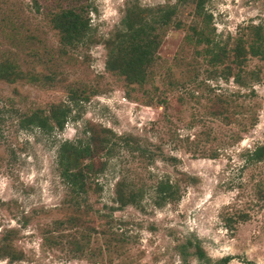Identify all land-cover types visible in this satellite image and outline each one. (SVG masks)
I'll list each match as a JSON object with an SVG mask.
<instances>
[{"label":"rangeland","instance_id":"rangeland-1","mask_svg":"<svg viewBox=\"0 0 264 264\" xmlns=\"http://www.w3.org/2000/svg\"><path fill=\"white\" fill-rule=\"evenodd\" d=\"M36 3L0 0V264H202L194 244L211 262L264 264V156L249 159L264 145V59L246 53L264 0H206L202 16L193 0ZM85 3L88 32L62 47L51 13ZM164 6L176 14L143 84L107 72L128 8ZM50 106L68 110L61 130ZM76 140L97 154L71 197L56 153ZM160 180L178 198L156 207Z\"/></svg>","mask_w":264,"mask_h":264},{"label":"trees","instance_id":"trees-1","mask_svg":"<svg viewBox=\"0 0 264 264\" xmlns=\"http://www.w3.org/2000/svg\"><path fill=\"white\" fill-rule=\"evenodd\" d=\"M32 1L37 6L36 0ZM183 1L185 0H177V5L182 4ZM205 1L193 0L195 15H203V4ZM86 5L85 3L75 8L60 9L51 13L50 23L59 34V43L62 47L77 44L88 32L89 27L85 18ZM133 14L137 18L135 21L131 20ZM175 14L176 6L157 7L154 12L138 8L133 11L132 8H128L121 20L124 31L120 33L117 41L111 43L107 49L104 69L111 74L123 76L130 83H135L139 86L143 84L146 76H148V69L153 64L155 52L160 43V33L171 24L172 17ZM196 39L198 42L206 41L200 33L196 34ZM263 41L264 37L262 34L255 31L254 40L247 45L246 53L250 57L264 59ZM211 57L214 58L215 56L212 55ZM8 68L9 66H6L0 71L5 72ZM11 69L13 68L11 67ZM28 80L31 82L35 81L33 77H29ZM67 113L68 110L65 106H50L49 118L54 128L57 130L63 128ZM26 122L40 128L44 125V121L34 115L29 116ZM48 128L52 129V126H48ZM94 154H97V148L90 144V140L63 141L59 144L56 153V168L60 180L67 187L71 197L83 195L90 189L88 179L94 173L91 163ZM263 156L264 145L255 148L250 153L249 159L259 161ZM118 186L119 188L115 193L116 199L120 204H129L136 201L135 191L131 189L128 191L129 194L123 197L119 190L125 186L122 183H119ZM154 194L153 204L156 207H161L165 203L178 198L176 185L168 180L158 181L154 187ZM187 245L192 244L187 242ZM181 247L185 249V246ZM183 254L181 252L182 257L184 256ZM192 256L202 264H227L231 260L230 257L225 256L215 262H211L198 244L193 245ZM243 264L251 263L244 262Z\"/></svg>","mask_w":264,"mask_h":264}]
</instances>
